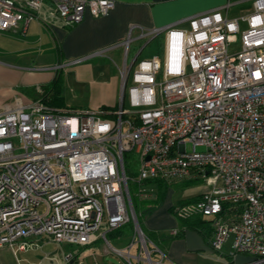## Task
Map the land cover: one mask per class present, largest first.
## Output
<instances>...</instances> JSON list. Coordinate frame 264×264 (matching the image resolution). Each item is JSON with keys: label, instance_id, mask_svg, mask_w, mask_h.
Instances as JSON below:
<instances>
[{"label": "built area", "instance_id": "1", "mask_svg": "<svg viewBox=\"0 0 264 264\" xmlns=\"http://www.w3.org/2000/svg\"><path fill=\"white\" fill-rule=\"evenodd\" d=\"M45 5L74 25L86 12L108 15L116 1L0 0V30L22 25L26 31ZM227 8L165 27H140L139 37L165 33L163 57L129 62L136 25L124 41L96 51L106 55L124 47L116 109L54 110L41 100L4 106L0 247L22 241L24 248L27 239L40 236L80 246L104 238L129 264H169L140 224L130 181L138 185L135 195L146 200L157 195L155 180L196 175L207 179L209 189L176 205L174 215L209 220L213 250L221 251L232 236V259L244 254L256 257L245 264H264V0H253L252 11L238 18H229ZM239 37L241 48L230 52ZM131 150L140 155L133 177L125 161ZM127 223L134 227L135 253L133 245L125 253L107 237Z\"/></svg>", "mask_w": 264, "mask_h": 264}, {"label": "crops", "instance_id": "2", "mask_svg": "<svg viewBox=\"0 0 264 264\" xmlns=\"http://www.w3.org/2000/svg\"><path fill=\"white\" fill-rule=\"evenodd\" d=\"M115 1V7L108 15L95 17L90 12H86L84 19L74 25H67L58 14H52L53 8L45 5L40 10L38 18L35 19L37 20L35 28L40 32L42 30L46 33L49 32L48 34L51 35V39H48L45 45L43 43L37 48L38 51L42 52L40 57H42L44 63H51L47 67L31 64L33 61L25 58L23 63L8 62L11 66L16 65L20 69L19 71L17 70L11 74L3 73L1 71L3 55H8V57L17 60L19 56L24 57L27 55L28 57L31 52L29 50L25 52L21 50L12 51L2 47L0 44V111L4 106L17 102L27 103L41 100L48 93L47 86L53 82L58 72H62L63 76L60 96L64 99V106L59 110L116 109L119 106L121 97V85L119 87L118 82L121 76L119 67H122L124 62V47L113 48L106 55H93L96 51L124 41L128 36L130 27L136 25L137 27L132 32L134 39L130 43L128 59L129 62L133 59L138 62L143 60H139L146 46V44H143L147 40H152L148 37H139L141 33L140 27L145 30L165 27L178 23L187 17L226 6L228 8L223 10L224 13L229 18H238L241 15L250 13L253 8V0ZM45 7H47L46 10L44 9ZM42 20H44L46 26L43 25ZM30 24L26 31L22 29V25L16 30H0V36H8L9 38L22 36L25 38ZM178 27L187 28V23H179ZM163 35L166 44V35L165 33ZM31 49L35 50L34 48ZM116 50H121V65L110 57L111 53ZM32 53L39 52L32 51ZM96 56L110 57L116 64L120 76L115 71L112 72L108 63L95 62L94 57ZM64 63L70 64L67 70H64L65 66L52 69L54 65H62ZM33 71H42V73H34ZM66 91H69V96ZM196 178L198 177L194 175L189 178L176 179L172 183L168 182L167 193L163 203L159 206H153L150 203L144 210L145 230L156 234L157 243L167 254L169 264H211L210 260L206 258V253L187 249L185 237H171L173 229L181 230L183 228L181 221L171 212V208L182 201L201 195L209 189V186L207 185V187L202 189L203 191H192L190 194L179 198L177 202H174L172 198L168 202L165 201L169 195H175L176 191L172 190L175 184L188 187ZM151 185L155 189L158 188L156 182ZM198 228L200 229V227ZM200 235L211 246L212 236ZM119 237L117 236V238ZM46 239L48 240L47 236L32 237L26 240L24 248L21 247L22 241L13 247L10 246L13 256H17L18 251H27L28 247L30 249L38 247L41 241L47 242ZM6 250L10 252L9 249ZM8 258L12 259V256H8ZM1 259H5L4 254H0ZM229 261V264H234L232 258Z\"/></svg>", "mask_w": 264, "mask_h": 264}, {"label": "rangeland", "instance_id": "3", "mask_svg": "<svg viewBox=\"0 0 264 264\" xmlns=\"http://www.w3.org/2000/svg\"><path fill=\"white\" fill-rule=\"evenodd\" d=\"M45 10L47 7L44 8ZM37 20H34L31 22L29 30L27 34L25 35V38L22 36L15 37V38H9L8 36H0V44L2 47L7 48L12 51L16 50H21L22 52H25L29 50L31 54L27 57L26 56H19L17 60L12 59L8 57V55H3L2 56V67L1 71L3 73H8L11 74L12 72L19 71L20 69L16 67V65H9L10 62H15L17 63H23V59H29L31 64L38 65V66H44L47 67L51 63H44V60L42 59L41 51H38V47L45 45L47 43L48 39H51V35L48 34L49 32H42L38 31L35 28ZM44 24V20L41 21ZM241 23V29L244 30L247 28V24L243 21ZM46 26V25H45ZM187 28H189V24H187ZM48 31V30H46ZM41 36V40H40ZM145 48L143 50V53L140 55L139 60L141 59H150L154 55H158L160 57L163 56L164 54V46H165V39L164 35L161 34L154 39L150 41H146L143 45H145ZM31 48H34L35 50H32ZM241 48V39L240 37L231 44L230 46V52H236ZM25 49V50H24ZM32 51H36L39 53H32ZM120 52L121 50H116L112 55H110L113 60H115L119 65H121L120 62ZM14 54V53H13ZM16 55V54H15ZM104 58V56H96L94 57L95 62H101V63H108L110 68L112 69V72L115 71L118 76V70L116 64L113 62L111 58ZM66 64V65H65ZM65 65L64 70H67V68L70 66L67 65V63H64ZM56 65L52 67L54 69ZM26 72V71H25ZM34 73H42L40 72H35ZM50 72V71H49ZM45 73V72H44ZM121 76L119 77V87L121 85ZM131 84V81L129 85ZM69 96V91H66ZM120 101V100H119ZM120 104V102H119ZM125 106L130 107L129 100L126 99L125 101ZM188 150H192V144L188 143L187 145ZM199 150H202L203 147L199 146ZM125 161L127 168L129 169L130 176H136L138 174L139 166H140V155L136 150H131L127 151L125 153ZM200 178V177H198ZM172 183V182H171ZM170 183V184H171ZM135 183L131 180L130 181V186H131V191L133 195L138 190V185L135 186ZM173 185V184H172ZM171 185V186H172ZM208 182L207 179L203 178L201 176L200 179L197 181H194L190 186L184 187L181 184L174 185L172 190L176 191L174 197L173 195H169L166 199L165 202H168L171 198L174 202H177L179 198H182L185 195L190 194L192 191H197V190H202L205 187H207ZM184 187V188H183ZM206 190V189H205ZM204 190V191H205ZM203 191V190H202ZM145 207V206H144ZM148 216V215H146ZM106 231V229H104ZM134 230L131 232V229H125L124 230V235L120 236L119 238L113 237L112 235H108V240L109 242L114 246L119 249H123L125 253L128 252V249L130 245H133L131 248V252L135 253L137 252V244L134 243ZM233 240V237L231 236L229 238L228 243L225 245V247L221 251H214L213 253H208L206 254V258H208L211 262V264H229V254L231 251V242ZM47 242L44 243V241H41L38 245V247H33L29 248L25 252H19L17 256H13L12 249L10 246L6 245L4 247H0V254L5 255V259L0 260V264H79L81 260L84 261L85 264H129L128 261L121 255L112 252L110 245L105 241L104 238H100L98 241L86 245V246H80V245H75V244H66V243H56L53 241H49L46 239ZM6 249H9L10 252H7ZM17 249V248H16ZM8 253V254H5ZM8 256H12L11 258H8ZM71 256V258H69ZM96 258H95V257ZM8 258V259H6Z\"/></svg>", "mask_w": 264, "mask_h": 264}, {"label": "trees", "instance_id": "4", "mask_svg": "<svg viewBox=\"0 0 264 264\" xmlns=\"http://www.w3.org/2000/svg\"><path fill=\"white\" fill-rule=\"evenodd\" d=\"M62 82H63L62 72H58L55 79L53 80V82H51V84L47 86L48 87V90H47L48 93L41 98V101L44 104H46L47 106H49L50 108H52L54 110H59L60 108H63L62 106H64V99L60 96V93H61L60 89H61ZM126 171H127V174L129 175L130 172H129V169L127 168V165H126ZM198 179H200V178H196V179H194V181H197ZM154 182H156L158 184L156 197L151 198V199L142 200L137 195H133V202H134L135 208L139 214L140 224L144 230H145V227H144V218H145L144 210L146 209V207L150 203L153 206H159L163 203V201L166 197L167 187L169 184L167 181L159 180V179L155 180ZM134 185L137 186V184H134ZM130 190H131V186H130ZM200 196L201 195H198L196 197H192L190 199L182 201L180 204L196 201L197 199H199ZM174 209H175V207L171 208V212H173V214H174ZM180 221L183 225V228L181 230H178V232L176 234L171 235L172 238H177V237L183 238V237H185V230L186 229H191V230L197 231L198 233L202 234L203 236H205V235L206 236H208V235L212 236L213 228L209 224V220H207V219L197 218V219L180 220ZM198 227H200V229ZM125 229H131V232H132L134 230L133 224L127 223V224L122 225L116 229H112V230L108 231L107 233H108V235L110 234L113 237L122 236V235H124ZM147 234L159 246V243H157L158 241L156 239L157 238L156 234L152 233V232H147ZM229 258H231V256H229Z\"/></svg>", "mask_w": 264, "mask_h": 264}, {"label": "water", "instance_id": "5", "mask_svg": "<svg viewBox=\"0 0 264 264\" xmlns=\"http://www.w3.org/2000/svg\"><path fill=\"white\" fill-rule=\"evenodd\" d=\"M185 240L189 251H200L206 254L214 252L213 248L205 242L204 238L197 231L186 229ZM255 260V256L238 254L234 257L233 262L234 264H245Z\"/></svg>", "mask_w": 264, "mask_h": 264}]
</instances>
